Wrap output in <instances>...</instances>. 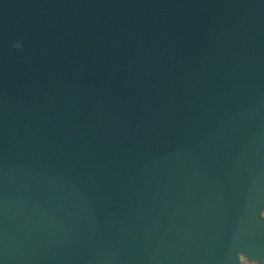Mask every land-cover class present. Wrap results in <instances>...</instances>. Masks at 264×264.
<instances>
[{
  "label": "water",
  "instance_id": "water-1",
  "mask_svg": "<svg viewBox=\"0 0 264 264\" xmlns=\"http://www.w3.org/2000/svg\"><path fill=\"white\" fill-rule=\"evenodd\" d=\"M264 0H0V264H264Z\"/></svg>",
  "mask_w": 264,
  "mask_h": 264
},
{
  "label": "bare ground",
  "instance_id": "bare-ground-1",
  "mask_svg": "<svg viewBox=\"0 0 264 264\" xmlns=\"http://www.w3.org/2000/svg\"><path fill=\"white\" fill-rule=\"evenodd\" d=\"M261 260L264 262V257H261Z\"/></svg>",
  "mask_w": 264,
  "mask_h": 264
}]
</instances>
